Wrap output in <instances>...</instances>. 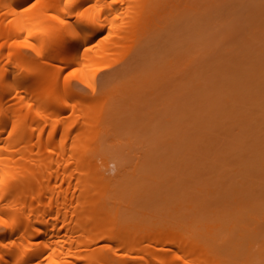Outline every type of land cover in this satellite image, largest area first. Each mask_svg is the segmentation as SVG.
Wrapping results in <instances>:
<instances>
[{
    "label": "bare ground",
    "instance_id": "obj_1",
    "mask_svg": "<svg viewBox=\"0 0 264 264\" xmlns=\"http://www.w3.org/2000/svg\"><path fill=\"white\" fill-rule=\"evenodd\" d=\"M183 1L0 0V264H264V244L215 251L210 237L229 228L222 219L190 226L127 214V161L106 134L136 90L93 78L108 59L122 63L120 53L161 40V23ZM257 110L247 114L256 127L237 116L255 161L264 157ZM226 186L218 205L230 216L249 190Z\"/></svg>",
    "mask_w": 264,
    "mask_h": 264
},
{
    "label": "rangeland",
    "instance_id": "obj_2",
    "mask_svg": "<svg viewBox=\"0 0 264 264\" xmlns=\"http://www.w3.org/2000/svg\"><path fill=\"white\" fill-rule=\"evenodd\" d=\"M167 19L147 54L135 56V45L122 52L127 58L116 57L122 63L110 58L103 64L110 68L96 66L93 78L98 88L109 80L138 91L119 104L112 136L106 134L127 161L120 180L127 214L190 226L222 219L228 230L210 237L216 252L242 243L257 251L264 244V157L250 159L243 126L256 127L255 116L249 118L256 108L264 120V107L257 106L264 104V0H184ZM222 182L228 191L240 184L249 190L230 216L218 205ZM228 205L235 207L232 200Z\"/></svg>",
    "mask_w": 264,
    "mask_h": 264
}]
</instances>
